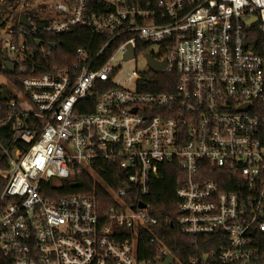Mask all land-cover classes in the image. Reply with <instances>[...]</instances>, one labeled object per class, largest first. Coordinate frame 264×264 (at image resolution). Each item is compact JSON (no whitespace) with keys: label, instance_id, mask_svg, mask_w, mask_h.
Instances as JSON below:
<instances>
[{"label":"built area","instance_id":"obj_1","mask_svg":"<svg viewBox=\"0 0 264 264\" xmlns=\"http://www.w3.org/2000/svg\"><path fill=\"white\" fill-rule=\"evenodd\" d=\"M5 1L4 264H164L169 256L172 264H259L250 236L264 232V0H101L97 12L90 0H15V9ZM77 27L99 46L53 65L50 37ZM138 42L144 59L175 77L172 91L139 90L153 73L146 59L148 72L123 76ZM163 163L177 174L179 232L202 239L207 252L182 260L155 233L158 218L142 199ZM109 165L121 170L116 187L98 173ZM82 175L93 194H60Z\"/></svg>","mask_w":264,"mask_h":264},{"label":"trees","instance_id":"obj_2","mask_svg":"<svg viewBox=\"0 0 264 264\" xmlns=\"http://www.w3.org/2000/svg\"><path fill=\"white\" fill-rule=\"evenodd\" d=\"M101 0H90V4ZM145 1V0H144ZM152 1V0H150ZM6 5L15 9V0H6ZM100 7L94 3L91 7V11L97 12ZM1 12V11H0ZM11 14V12L9 13ZM1 25L6 21L0 16ZM51 42L56 45V48L51 53L52 64L59 68H63L73 62L74 51L78 48H87L90 44L93 49L99 46L98 41H95L90 33L80 27L73 29L70 33L50 37ZM117 45V44H116ZM113 44V49L114 47ZM147 46L143 43H137L136 52L141 53ZM112 50V47H111ZM108 49L103 57L99 60L102 63L108 53L111 51ZM148 79L138 81V88L140 91L151 93H167L172 91L176 84V79L172 75H166L164 73L154 74L149 72L147 74ZM101 179L108 183L112 187L118 186L122 177L120 176L121 170L113 166H105V171H98ZM160 177L158 179H152L149 183V194L142 200L149 205L151 214H154L158 218V225L155 228V233L165 244V247L170 250L176 257L184 260L188 255L195 254L196 252H207L209 247H206L201 243L202 239H198L196 242L190 237H185L180 234L179 229L175 223L177 218V200L174 194L176 188L177 174L175 166L172 164L163 163L159 167ZM207 178H213L212 174L207 175ZM219 181V179H218ZM221 182V180H220ZM220 187L222 191H235V188L223 185ZM92 180L86 175H82L77 179V183L74 186H68L67 192L60 194H93L91 190ZM95 197L100 201L106 198L103 191L96 189L94 193ZM109 202H107L108 204ZM104 211V205L101 206L100 211ZM252 247L257 250L259 264H264V232L253 230L251 233ZM4 259L0 256V264H4Z\"/></svg>","mask_w":264,"mask_h":264},{"label":"water","instance_id":"obj_3","mask_svg":"<svg viewBox=\"0 0 264 264\" xmlns=\"http://www.w3.org/2000/svg\"><path fill=\"white\" fill-rule=\"evenodd\" d=\"M0 9H3V7L1 6ZM19 22H20L22 25H27V23H26V21H25V17H24L23 15H20V17H19ZM50 48H51V49H55V45H54V44H51V45H50ZM132 57H133V51L129 48L127 54L124 56V60L127 61V60L131 59ZM145 59H146V61H147V64H148L150 70H151L153 73H155V74L159 73V71H160L162 68L165 67V63H164V62H156V61H154V60L152 59V57L149 56V55H145ZM5 65H6V67H7L10 71H12V65H10L9 63H6ZM126 189H128V188H126ZM138 206H139L140 208H143V207H144V204H143V203H139ZM164 264H172V258L169 256L168 259H167V261H166Z\"/></svg>","mask_w":264,"mask_h":264},{"label":"rangeland","instance_id":"obj_4","mask_svg":"<svg viewBox=\"0 0 264 264\" xmlns=\"http://www.w3.org/2000/svg\"><path fill=\"white\" fill-rule=\"evenodd\" d=\"M149 51L156 52L157 48L152 46ZM121 70L123 71V76L127 77L132 72L135 73H146L148 72V66L146 64V61L144 59L143 54L136 55L135 59L131 61H126L121 64Z\"/></svg>","mask_w":264,"mask_h":264}]
</instances>
